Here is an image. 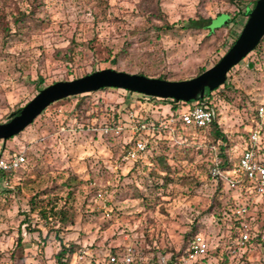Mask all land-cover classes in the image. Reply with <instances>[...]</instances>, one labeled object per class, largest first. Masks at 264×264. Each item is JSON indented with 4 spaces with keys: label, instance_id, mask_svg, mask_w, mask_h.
<instances>
[{
    "label": "rangeland",
    "instance_id": "374dc122",
    "mask_svg": "<svg viewBox=\"0 0 264 264\" xmlns=\"http://www.w3.org/2000/svg\"><path fill=\"white\" fill-rule=\"evenodd\" d=\"M243 10L238 13L230 0H0V123L38 89L103 68L191 78L227 51L246 21ZM222 13L236 17L229 23L220 15L223 26L210 33L188 26L199 18L205 20L197 25H208ZM164 22L173 25L162 28ZM223 85L209 101L237 155L251 130L258 124L264 129V120L257 126L253 121L264 106V38ZM123 98L122 91L106 90L55 102L22 132L0 140L4 154L26 158L0 189V264H57L54 256L63 243L93 246L95 264L128 248L158 264L182 250L195 232L208 238L210 249L193 264H264V198L226 184L217 204L207 171L212 138L206 130L182 127L155 142L142 160L117 159L120 138L104 136L107 115L90 119L88 101L101 100L98 110H104ZM137 104L150 115L172 114L168 101ZM158 156L171 169L163 185ZM104 186L108 194L98 198ZM244 205L251 236L257 237L238 245L227 209L237 214ZM63 213L72 218L64 223ZM71 264H77L76 255Z\"/></svg>",
    "mask_w": 264,
    "mask_h": 264
},
{
    "label": "built area",
    "instance_id": "2783aa9c",
    "mask_svg": "<svg viewBox=\"0 0 264 264\" xmlns=\"http://www.w3.org/2000/svg\"><path fill=\"white\" fill-rule=\"evenodd\" d=\"M148 96L144 95L142 100H146ZM147 101V100H146ZM148 102V101H147ZM179 114L166 115L156 113L150 115L144 109L131 107L125 114V120L120 122L117 126L102 127V133L106 138L125 136L131 145L120 155L117 159L120 162H136L142 160L146 152V134L151 130L159 129L161 131H173L177 122L180 121L183 125L192 127H207L209 126L215 116L214 106L207 104L206 99L194 100L189 104L183 106ZM144 113L151 116L148 120L145 119ZM257 117L263 122L264 120V106L261 105L257 110ZM261 125L251 130L249 134V147L245 148L239 160L232 165L231 168L222 170V158L215 155L210 167V175L214 178H223L229 188H236L242 181L247 180L252 184L246 187L247 192H255L260 197H264V145H262ZM26 162V158L22 153H15L12 155L4 154V149L0 150V189H5L10 179L14 176L19 168ZM3 172H6L4 174ZM108 194L105 186L99 189L97 193L98 198L105 197ZM238 214L245 218L247 214V207L241 206L237 211ZM250 237L249 222L243 220L241 228L237 233L235 241L238 245H243ZM210 249L209 241L201 233L194 234L187 240V243L182 253L176 257L175 260L167 262L164 259L158 260V264H193L198 259L204 257ZM89 251L82 248L77 253L78 263L87 261L89 264L91 259L87 257ZM106 264H132L135 257L131 249H124L117 254H108L106 256ZM143 264H155L146 262L144 258L137 256Z\"/></svg>",
    "mask_w": 264,
    "mask_h": 264
},
{
    "label": "water",
    "instance_id": "95a60500",
    "mask_svg": "<svg viewBox=\"0 0 264 264\" xmlns=\"http://www.w3.org/2000/svg\"><path fill=\"white\" fill-rule=\"evenodd\" d=\"M220 15L229 20L228 14H219L208 25L211 32L219 28L217 26H223L222 23L218 24ZM263 36L264 0H256L234 43L215 64L199 74L187 79L170 80L103 68L72 80L56 81L41 88L16 115L0 123V140L4 141L22 132L51 103L103 87L130 90L150 97L173 99L176 102L202 99L207 92L224 84L229 70L253 51Z\"/></svg>",
    "mask_w": 264,
    "mask_h": 264
},
{
    "label": "trees",
    "instance_id": "16d2710c",
    "mask_svg": "<svg viewBox=\"0 0 264 264\" xmlns=\"http://www.w3.org/2000/svg\"><path fill=\"white\" fill-rule=\"evenodd\" d=\"M230 1H232L233 3H236L237 8H238V13L241 12L240 10L243 7V9H244L243 11H244V14H245L246 19H247L249 11L251 10V8H252V6H253V4L255 3L256 0H248L246 2H244L245 0H230ZM22 17H24V14L20 13V17L18 16V18L21 20V19H23ZM235 17H236L235 15L230 16V14H229L228 22L230 23L232 21V19H235ZM204 20L205 19H203V18H199L197 20L196 19H190V20H188V26L189 27L198 26L200 28H206L208 30V32L210 33L211 31H210V29L208 27L209 24L205 25V26L197 25L198 21H204ZM211 20L212 19H210V22H211ZM172 25L173 24H169L168 22H164L161 27L162 28H170ZM224 27H226V26H224ZM238 34L239 33H237L234 36L232 42L229 44V47L234 43V41L236 40ZM263 38H264V36L260 39V41L258 42V44L255 46L254 49H256L260 45V43L263 40ZM205 69H206L205 67L202 68L200 72L204 71ZM138 73L139 74H144V73H141V72H138ZM156 77L167 79L163 75H158ZM222 87H224V85L219 86V88H222ZM39 90L40 89H38V91ZM106 90L122 91V92L125 93V98H123V100L121 102H118L113 108L105 107L104 110H101V109L98 110L99 103H102L101 100L99 102V100L92 99V101H88V105H89L88 106L89 107L88 116L90 117V119H92V118H98V115L100 113H102L103 115H107V117L105 118V121H104V123L102 124L101 127H106L107 126V127L113 128V127L117 126L120 122L125 120V114L131 107L139 108L137 103L142 100V97L144 96L143 94L135 93L133 91L125 90V89H119V88H113V87H103V88H100V89H98L96 91H93V92L77 94V95H74V96H68L66 98L57 100L56 102L61 101V100H65V99H68V98H72V97H79L80 99H83V98H85V96H90L94 92H99V91L102 92V91H106ZM213 93H214V90L210 91V92H207L202 99H197V100L202 101L203 99H206L207 104L212 105V103L209 101V98L212 97ZM128 96H130V97H128ZM132 96H133V98H131ZM146 100L149 103H154L155 105L158 104V101H168V102H170L171 103V108H172V114L174 116H177L179 114V111H180V110H178V106L179 105L180 106L181 105L185 106L186 104H189L191 102V101L190 102H182V101L176 102L173 99L157 98V97H150V96H148ZM54 103L55 102L51 103L50 105H52ZM49 106L47 108H45L41 112V114H39L38 116H41L42 114H44V112H46V110H48ZM21 108L22 107H18L16 110H14L9 115L8 120L12 117V115H16L20 111ZM257 110H258V108L256 109L255 116L253 117V121L255 123V126H257V123L261 122V120L257 117ZM71 115H73V112H71ZM144 116H145L146 120H148L149 117H151V116L148 117V115H146L145 113H144ZM33 123H34V121L30 125H32ZM30 125H28L27 127H29ZM63 125H64V122L62 123V126ZM182 127H184V128L190 127V128H194L196 130H202V129L206 130L208 136H210L212 138V142H211V144L209 145V148H208V151H209V154H210V159H209L208 164H207V171H208V176L211 177V179L215 183L216 193H217V196H216L217 197L216 198L217 199V204L220 205L221 204L220 195H221V193H223L222 190L224 189V187L226 185V181L223 178H214V177H212L210 175V167L212 165V160H213L215 155H218L219 157L222 158L221 169L222 170L229 169V168L232 167V165L234 163H236L239 160L242 151L245 148L249 147V142L246 144V147L239 154L232 155L230 150H229L228 144H227L226 134L220 128L221 125H220V122L218 121L217 114L215 112V116H214V119H213L212 123L209 126H207V127H192V126H188V125H183L180 121H178L177 125L175 126L173 131H161L159 129L149 131L146 134V138H147V141H146V152H149L150 148L152 149V145L155 142H159V141H162V140H167L168 137L171 138L173 135L175 136L177 134V132H179L180 128H182ZM62 128H64V127H62ZM261 130L264 131L263 126L261 127ZM248 134H249V132H248ZM166 135H168V137H166ZM13 137L14 136L6 139V141L11 139V138H13ZM112 138H115V137H109L108 139H112ZM116 138H120V140L117 143V145L119 146V152H120L118 157H120V155L122 153H124L125 150L131 145V142H129L128 139L125 136H123V135L119 136V137H116ZM161 138H162V140H161ZM248 141H249V135H248ZM261 141H262L261 142L262 145H264V139H261ZM15 153L16 152H11L10 150H7V152H6L7 155H12V154H15ZM17 153H21V152H17ZM158 157H159L158 161H160L159 162L160 163L159 168H160V170L162 172L165 173L164 176H163L164 182H162V185L163 184H167L168 181L170 180V178H168L169 172L171 170L170 169V165L167 163L166 158L164 156H158ZM131 163H134V162H131ZM3 173L6 174V172H3ZM74 179L76 180L77 178H74ZM251 184H252L251 182H249L247 180H244L235 189L236 190H240V193H242V194H250V195L253 194L255 196H258L257 194H255V192H247L246 191V187L250 186ZM138 189H139L140 192H142L141 188H138ZM261 198H264V197H261ZM246 207H248V206H246ZM227 210H228V213H231L230 214L231 217L229 218V222L231 224H233V226H237V228H238L237 233H238L239 229L241 228L242 221L243 220L248 221V220H246V218H243V216L238 214V213L237 214L233 213L231 209H227ZM60 212L61 211H59V213ZM222 215L220 217H222ZM71 218H72L71 216H69V217L65 216L64 213H63L62 217H60V219L64 223L69 221ZM218 221H219V219H218ZM196 233H198V232H195L193 234L188 235L187 238L188 239L191 238ZM236 237H235V239H236ZM256 237H257V235H254L252 237L251 236V232H250L249 239L243 245H245L246 243H248L252 239H255ZM81 249H82V246H77V245H74V244H65V243H63L60 246V248L57 250V252L55 253L54 259H55L57 264H71L73 256L76 255V258H77V253ZM86 249L89 251V254L87 255V257L91 259L90 264H95V258H96V255L98 256V254L94 252L93 246L86 247ZM183 249L179 250L177 252H171L167 256L159 258L158 260L164 259L167 262H171V261L175 260L176 257L179 256L182 253ZM112 254H117V252H113ZM204 257L200 258V260H203ZM106 259H107V257H104V259L102 261H100V264H106ZM144 260L149 263V260H147L146 258ZM136 262H139V264H143V262L140 261L137 256L135 257V259H134L132 264H135ZM77 264H78V261H77ZM97 264H99V263H97Z\"/></svg>",
    "mask_w": 264,
    "mask_h": 264
}]
</instances>
